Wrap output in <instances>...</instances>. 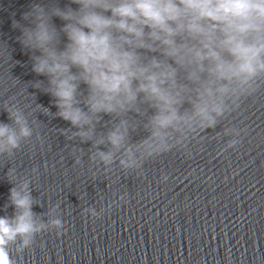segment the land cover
I'll return each instance as SVG.
<instances>
[{"label": "water", "instance_id": "95a60500", "mask_svg": "<svg viewBox=\"0 0 264 264\" xmlns=\"http://www.w3.org/2000/svg\"><path fill=\"white\" fill-rule=\"evenodd\" d=\"M34 2L0 0V123L15 127L8 111H19L32 131L11 156L0 155V216L14 217L10 190L26 182L34 218L62 227L34 234L22 249L19 239L10 244L12 264H264V81L182 146L137 169L118 161L105 169L90 157L106 146L81 142L56 115L46 78L31 70L34 53L12 27L28 26L21 17ZM144 111L127 115L130 144L148 136L151 109ZM115 123L101 117L93 140ZM227 129L239 132L231 148Z\"/></svg>", "mask_w": 264, "mask_h": 264}, {"label": "clouds", "instance_id": "9594fccd", "mask_svg": "<svg viewBox=\"0 0 264 264\" xmlns=\"http://www.w3.org/2000/svg\"><path fill=\"white\" fill-rule=\"evenodd\" d=\"M21 19L28 26L12 27L34 53L31 70L46 78L56 115L81 142L106 146L90 157L105 169L114 161L137 169L182 146L197 129L216 127L264 81V0H67L63 7L35 0ZM144 106L151 109L148 136L133 145L127 115L143 117ZM8 116L15 127L0 123V155L11 156L32 131L19 111ZM103 116L116 123L93 140ZM225 135L233 136L227 147L238 143L239 132ZM26 189L25 182L10 190L15 215L0 216V264H12L8 246L18 239L22 249L34 234L62 227L60 219L34 218Z\"/></svg>", "mask_w": 264, "mask_h": 264}]
</instances>
